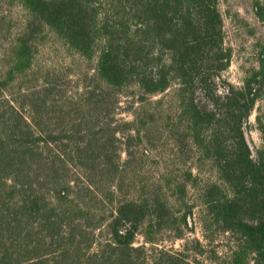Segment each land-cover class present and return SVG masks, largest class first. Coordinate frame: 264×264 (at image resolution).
I'll list each match as a JSON object with an SVG mask.
<instances>
[{"label":"trees","instance_id":"16d2710c","mask_svg":"<svg viewBox=\"0 0 264 264\" xmlns=\"http://www.w3.org/2000/svg\"><path fill=\"white\" fill-rule=\"evenodd\" d=\"M17 2L25 16L0 53V264H200L201 243L185 238L192 168L139 179L167 143L169 158L216 171L219 182L201 189V226L233 235L228 264H264V147L253 153L246 135L263 72L241 87L222 79L230 52L219 0ZM255 8L262 16L264 0ZM46 31L95 59L94 85L68 95L40 81ZM129 89L138 108L115 121ZM164 235L181 250L160 246Z\"/></svg>","mask_w":264,"mask_h":264},{"label":"rangeland","instance_id":"374dc122","mask_svg":"<svg viewBox=\"0 0 264 264\" xmlns=\"http://www.w3.org/2000/svg\"><path fill=\"white\" fill-rule=\"evenodd\" d=\"M218 4L223 21V43L230 52V65L222 74V79L234 87H241L246 76L253 70L261 69L263 72L262 94L248 119L246 130L248 142L255 153L257 149L264 147V14L262 16L256 14L255 0H219ZM24 16L25 13L17 0H0V18L4 17L0 53H4L6 45L4 39L15 33L21 26ZM35 66L42 71L38 76L41 82H56L68 92V95L81 92L89 84L94 85L91 80L94 75L95 59L88 61L67 50L63 42L50 31H46L41 38ZM135 95V89H129L119 96L115 121H132L133 111L138 108ZM160 97L162 95L153 99ZM169 108L174 111L175 103L171 102ZM170 155L168 143L165 147H160V150H154L140 165L142 173L138 174L139 179L146 182L155 180L165 166L173 169L179 177L182 176L183 170L192 168L195 181L193 186L188 187V194L185 197L188 205L192 207V216L188 219L190 231L185 238L201 243L204 251L196 257L200 264H228L230 250L234 245L233 235L221 232L215 226L203 231L201 226V217L206 213L203 204L205 199L200 195L201 189L210 182H219L216 171L208 161L192 163L184 157L169 158ZM122 159H125V156H122ZM173 204L174 209H183L180 203ZM170 237L164 235L160 246L181 250L183 240H172ZM142 243L143 239L138 235L135 246Z\"/></svg>","mask_w":264,"mask_h":264}]
</instances>
